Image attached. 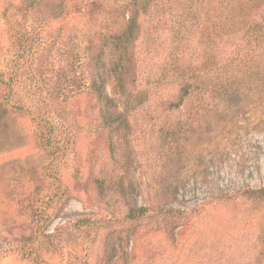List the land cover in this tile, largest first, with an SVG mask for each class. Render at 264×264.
Returning <instances> with one entry per match:
<instances>
[{"label":"rangeland","instance_id":"374dc122","mask_svg":"<svg viewBox=\"0 0 264 264\" xmlns=\"http://www.w3.org/2000/svg\"><path fill=\"white\" fill-rule=\"evenodd\" d=\"M101 3L120 0H0V264H264V201L243 195L264 188V61L229 72L225 93L156 111L179 101L174 87L144 92L175 66L183 6L151 2L125 65L142 106L108 129L99 108L122 110L112 77L111 104L82 82L100 35L129 15H93ZM130 207L152 218L129 220Z\"/></svg>","mask_w":264,"mask_h":264},{"label":"trees","instance_id":"16d2710c","mask_svg":"<svg viewBox=\"0 0 264 264\" xmlns=\"http://www.w3.org/2000/svg\"><path fill=\"white\" fill-rule=\"evenodd\" d=\"M154 1L156 0H120L119 5L108 10L102 7V3L95 5L97 9L93 15L98 17L118 14L122 18L123 15L127 18L129 15L122 29L100 35L101 47L94 56L87 57V78L82 82V86L87 88L88 93L99 103L111 104V99L106 96L103 73L108 72L112 77L120 94L122 110L116 105L112 111L103 105L99 108L103 126L108 129L119 130L126 126L130 116L141 108L142 96L148 94L150 89L162 97L166 87L177 88L178 102L170 100L164 102L161 98L156 101V105L160 102L156 111L161 106L172 110L179 107L184 98L192 97L193 94L196 96L208 92L225 93L224 81L228 76H233L235 72L241 73L247 67L246 64L264 61V0H180L183 12L178 27L171 32L175 66L169 71L162 67L156 77L149 75L145 83L148 87L145 92L136 89L133 92L127 91L124 81L125 65L128 62L126 57L130 46L137 39L141 23L145 21L143 18L148 19L154 13L150 7ZM97 20L94 18L93 22ZM196 37L199 49L189 52V43ZM182 58H186L188 72L186 68H182L180 63ZM227 63L232 65L229 71L225 69ZM199 64L200 70L196 66ZM101 67L104 69L100 70ZM204 76L216 78V86L206 84ZM5 111L7 109L0 104V114ZM243 195L264 201V188L245 191ZM151 212L152 210L147 207H130L127 216L129 220L139 218L150 220ZM111 262L112 259L108 258L105 264H112Z\"/></svg>","mask_w":264,"mask_h":264}]
</instances>
